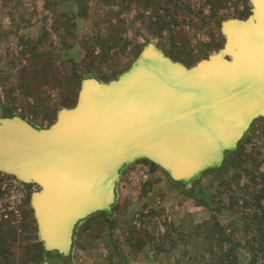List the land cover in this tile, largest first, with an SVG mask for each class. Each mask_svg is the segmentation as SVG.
<instances>
[{
	"label": "rangeland",
	"instance_id": "obj_1",
	"mask_svg": "<svg viewBox=\"0 0 264 264\" xmlns=\"http://www.w3.org/2000/svg\"><path fill=\"white\" fill-rule=\"evenodd\" d=\"M79 1L81 6L72 0H0V116L49 126L60 108L75 105L80 75L114 80L148 42L171 60L194 66L224 46L221 24L245 19L251 9L249 0ZM140 164L147 178L135 171ZM153 164L139 158L125 165L111 215L97 212L81 221L71 262L53 252L48 264H196L199 252L190 243L213 216L236 224L240 242L264 233V220L251 219L264 214V118L221 167L185 185ZM3 177L14 174L0 171V264H40L44 248L31 205L38 187L25 183L19 189ZM236 253L238 264H247L246 249Z\"/></svg>",
	"mask_w": 264,
	"mask_h": 264
},
{
	"label": "water",
	"instance_id": "obj_2",
	"mask_svg": "<svg viewBox=\"0 0 264 264\" xmlns=\"http://www.w3.org/2000/svg\"><path fill=\"white\" fill-rule=\"evenodd\" d=\"M249 1L247 18L221 24L224 46L194 66L148 42L116 79L82 78L75 105L49 126L0 116V171L37 185L31 205L45 251L70 256L76 226L111 214L125 165L147 159L191 182L221 167L264 118V0Z\"/></svg>",
	"mask_w": 264,
	"mask_h": 264
},
{
	"label": "trees",
	"instance_id": "obj_3",
	"mask_svg": "<svg viewBox=\"0 0 264 264\" xmlns=\"http://www.w3.org/2000/svg\"><path fill=\"white\" fill-rule=\"evenodd\" d=\"M76 4L79 5V0H72ZM81 6V5H79ZM81 78H84V75H80ZM236 153V151H234ZM153 166H155L153 164ZM184 185L187 183L182 182ZM256 205L261 208V204L258 202V198H256ZM105 213V212H102ZM106 215H111L107 214ZM248 218L245 216L243 218L242 223V230L246 235L248 231V223L245 221ZM252 222L259 223L261 220H264L263 216H259L257 214L251 215ZM236 225V224H235ZM233 224L223 225L221 224L215 216L211 220H207L204 224H202L201 231H196L195 233V243H190L191 250L198 249L199 252L198 257L194 258V263L196 264H238L237 262V248H245L248 252L247 264H264V233L262 231L256 236L251 238V241L245 239L244 241L240 242L236 239V233L238 232V228ZM199 230V229H198ZM190 237V236H189ZM192 238V236H191ZM257 239L258 245L254 247L251 243L255 242L253 240ZM200 241V243H199ZM199 243V245H198ZM193 245V246H192ZM189 248V245H188ZM41 255L45 257V259L41 260L40 264H43L49 257L52 256V253H58L56 251H45L42 248ZM59 254V253H58ZM38 255H40L38 253ZM59 256L71 262L70 256ZM263 259V262H259ZM198 260V261H196ZM196 261V262H195ZM71 264V263H70Z\"/></svg>",
	"mask_w": 264,
	"mask_h": 264
},
{
	"label": "built area",
	"instance_id": "obj_4",
	"mask_svg": "<svg viewBox=\"0 0 264 264\" xmlns=\"http://www.w3.org/2000/svg\"><path fill=\"white\" fill-rule=\"evenodd\" d=\"M135 171L143 173V177L147 178L148 170H147V168L145 166L140 164V165L136 166ZM3 178H5V177H3ZM9 179L10 180H8L7 178L4 179L6 184L9 183L10 185L12 184L13 186H15V187H17L19 189H24L25 182L20 180L17 176L14 175L13 178L11 177Z\"/></svg>",
	"mask_w": 264,
	"mask_h": 264
}]
</instances>
